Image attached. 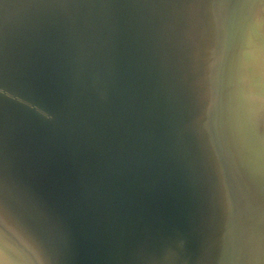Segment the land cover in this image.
<instances>
[{
    "label": "water",
    "instance_id": "95a60500",
    "mask_svg": "<svg viewBox=\"0 0 264 264\" xmlns=\"http://www.w3.org/2000/svg\"><path fill=\"white\" fill-rule=\"evenodd\" d=\"M0 264H264V0H0Z\"/></svg>",
    "mask_w": 264,
    "mask_h": 264
}]
</instances>
